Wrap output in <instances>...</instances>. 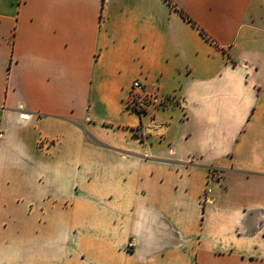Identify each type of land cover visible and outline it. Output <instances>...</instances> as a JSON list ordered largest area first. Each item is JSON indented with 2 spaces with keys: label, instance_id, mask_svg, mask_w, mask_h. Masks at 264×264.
Returning <instances> with one entry per match:
<instances>
[{
  "label": "crops",
  "instance_id": "obj_1",
  "mask_svg": "<svg viewBox=\"0 0 264 264\" xmlns=\"http://www.w3.org/2000/svg\"><path fill=\"white\" fill-rule=\"evenodd\" d=\"M0 264H264V0H0Z\"/></svg>",
  "mask_w": 264,
  "mask_h": 264
},
{
  "label": "built area",
  "instance_id": "obj_2",
  "mask_svg": "<svg viewBox=\"0 0 264 264\" xmlns=\"http://www.w3.org/2000/svg\"><path fill=\"white\" fill-rule=\"evenodd\" d=\"M163 100H161L156 94L144 93L141 83L135 80L131 84V89L129 91L126 105L127 107L139 114L145 112L150 105H162ZM218 173L215 170H210L208 173V180H217ZM207 192L205 191L203 198L206 200Z\"/></svg>",
  "mask_w": 264,
  "mask_h": 264
},
{
  "label": "trees",
  "instance_id": "obj_3",
  "mask_svg": "<svg viewBox=\"0 0 264 264\" xmlns=\"http://www.w3.org/2000/svg\"><path fill=\"white\" fill-rule=\"evenodd\" d=\"M166 1V0H165ZM170 4V3H169ZM171 6H172V8H174V6L171 4ZM179 13H180V15H181V17L185 20V21H187L188 23H190L192 26H195V24L193 23V21L189 18V17H187L185 14H183L182 12H180L179 11ZM200 33L202 34V35H204L203 33H202V31H200Z\"/></svg>",
  "mask_w": 264,
  "mask_h": 264
}]
</instances>
